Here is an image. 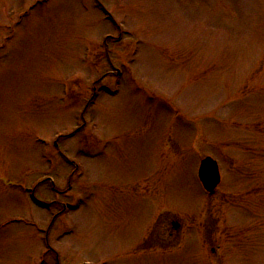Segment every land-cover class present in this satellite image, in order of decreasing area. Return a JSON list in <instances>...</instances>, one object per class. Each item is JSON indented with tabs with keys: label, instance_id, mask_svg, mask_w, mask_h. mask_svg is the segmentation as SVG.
<instances>
[{
	"label": "rangeland",
	"instance_id": "rangeland-1",
	"mask_svg": "<svg viewBox=\"0 0 264 264\" xmlns=\"http://www.w3.org/2000/svg\"><path fill=\"white\" fill-rule=\"evenodd\" d=\"M0 264H264V0H0Z\"/></svg>",
	"mask_w": 264,
	"mask_h": 264
},
{
	"label": "water",
	"instance_id": "water-1",
	"mask_svg": "<svg viewBox=\"0 0 264 264\" xmlns=\"http://www.w3.org/2000/svg\"><path fill=\"white\" fill-rule=\"evenodd\" d=\"M198 176L204 190L209 194H214L222 183L219 164L211 156L201 161Z\"/></svg>",
	"mask_w": 264,
	"mask_h": 264
}]
</instances>
